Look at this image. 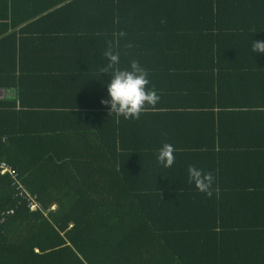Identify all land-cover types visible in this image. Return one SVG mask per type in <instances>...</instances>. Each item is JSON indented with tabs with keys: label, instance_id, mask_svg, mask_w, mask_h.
<instances>
[{
	"label": "crops",
	"instance_id": "crops-1",
	"mask_svg": "<svg viewBox=\"0 0 264 264\" xmlns=\"http://www.w3.org/2000/svg\"><path fill=\"white\" fill-rule=\"evenodd\" d=\"M254 40L264 41V0H0V83H15L0 87V103L27 132L77 117L97 133L110 117L128 154L174 145L171 168L140 176L182 199L169 203L170 223L181 208L216 231L229 252L212 264H264V54ZM109 42L122 69L139 60L160 96L139 120L100 103ZM189 164L213 173L210 197L188 182Z\"/></svg>",
	"mask_w": 264,
	"mask_h": 264
},
{
	"label": "trees",
	"instance_id": "trees-1",
	"mask_svg": "<svg viewBox=\"0 0 264 264\" xmlns=\"http://www.w3.org/2000/svg\"><path fill=\"white\" fill-rule=\"evenodd\" d=\"M2 105L0 163L40 209L30 211L11 176L0 174V215L15 209L0 223V264H212L228 254L216 231L196 229L184 209L170 223L169 203L182 207V199L140 179L160 167L156 151L128 154L110 117L97 133L82 131L76 116L59 118L54 131L27 132L26 118Z\"/></svg>",
	"mask_w": 264,
	"mask_h": 264
},
{
	"label": "clouds",
	"instance_id": "clouds-1",
	"mask_svg": "<svg viewBox=\"0 0 264 264\" xmlns=\"http://www.w3.org/2000/svg\"><path fill=\"white\" fill-rule=\"evenodd\" d=\"M126 35L120 32L119 36ZM131 47V45H127ZM252 52L264 54V41L254 40ZM108 63L101 67L100 73L109 77L107 82V98L101 99L102 106L108 109V115L123 117L125 120H139L141 115L155 110V106L160 101V96L155 88H149V73L140 64L139 60L132 59L127 68H121L120 56L113 51L111 42L107 44L103 53ZM174 145L163 143L156 153L158 165L171 168L175 163ZM188 182L196 189L205 193L209 197L212 195V185L214 181L211 171L205 172L197 168L194 164L188 165Z\"/></svg>",
	"mask_w": 264,
	"mask_h": 264
},
{
	"label": "built area",
	"instance_id": "built-area-1",
	"mask_svg": "<svg viewBox=\"0 0 264 264\" xmlns=\"http://www.w3.org/2000/svg\"><path fill=\"white\" fill-rule=\"evenodd\" d=\"M0 174L2 175L9 174L11 176V179L13 180L12 185L15 187V190H16V197L26 200L27 207L29 208L30 211H36L37 209H40L37 203L36 197L34 195L28 194L24 190L23 185L20 179L18 178V174L13 168H11L7 163L2 162L0 163ZM14 212H15V209H9L1 213L0 223L4 222L6 218L14 214Z\"/></svg>",
	"mask_w": 264,
	"mask_h": 264
},
{
	"label": "rangeland",
	"instance_id": "rangeland-1",
	"mask_svg": "<svg viewBox=\"0 0 264 264\" xmlns=\"http://www.w3.org/2000/svg\"><path fill=\"white\" fill-rule=\"evenodd\" d=\"M50 208H51L52 210L56 209L54 205L51 206ZM14 213H15V212H14ZM12 215H13V214H12ZM10 216H11V215H10Z\"/></svg>",
	"mask_w": 264,
	"mask_h": 264
}]
</instances>
